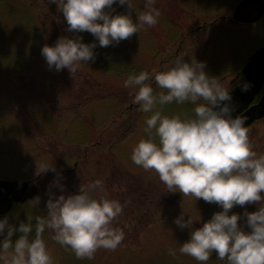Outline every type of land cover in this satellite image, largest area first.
I'll return each mask as SVG.
<instances>
[{"label":"rangeland","instance_id":"obj_1","mask_svg":"<svg viewBox=\"0 0 264 264\" xmlns=\"http://www.w3.org/2000/svg\"><path fill=\"white\" fill-rule=\"evenodd\" d=\"M239 1L156 0L155 7L162 13L159 22L114 43L115 52L148 71L163 70L177 57L184 56L189 62L196 59L205 62L210 76L231 89L244 81L241 70L248 56L264 44V17L253 24L231 20ZM133 3L135 7L131 9L127 4H114L113 14L130 11L135 21L145 5L144 0ZM64 26L68 30L66 18L53 0H0L1 47L9 48L7 42L19 43L31 55L24 68L18 70L0 64V180L29 179L41 174L38 196L29 202L40 215L47 214L50 195L61 194L54 179H59L65 186L63 193L68 195L77 192L80 185L103 178L105 192L98 195L127 202L114 221V226L125 233L121 245L115 250L98 249L91 259L77 258L73 251L53 240L52 231L47 230L54 264H202L179 252V235H189L222 208L203 198L196 200L178 190L169 191L158 173L131 161L133 145L145 135V117L133 104L130 89L123 86L127 77L118 76L113 80L115 85H109L108 69L105 74L96 72L92 76L83 69L89 66L82 64L73 76L67 68H49L41 54L44 45H54L61 36H82L85 43L94 41L89 31L64 34ZM7 75L12 78L8 80ZM151 83L155 87L156 82ZM126 107L131 109L124 118H118ZM192 109L191 103H172L164 110L167 114L191 115ZM139 119L142 127L133 135ZM249 136L255 150L264 153V120L250 127ZM44 165L56 171H43ZM258 208L259 202L235 205L229 214L240 213L241 226L250 231L243 214ZM182 212L185 219L191 216V229H181L174 222ZM15 221L16 217L9 220ZM170 248L176 250V255L169 253ZM206 264L225 261L213 250Z\"/></svg>","mask_w":264,"mask_h":264},{"label":"clouds","instance_id":"obj_2","mask_svg":"<svg viewBox=\"0 0 264 264\" xmlns=\"http://www.w3.org/2000/svg\"><path fill=\"white\" fill-rule=\"evenodd\" d=\"M66 18L68 31L91 32L99 46L118 44L159 22L162 13L156 0H144L145 10L134 21L131 12L115 13L113 5L135 7L133 0H53ZM96 41L85 43L82 36H61L54 45H44L41 54L49 68H67L74 76L82 64L96 58ZM196 59L177 57L163 70L153 68L128 74L123 86L133 94V104L147 113L144 133L134 145L131 161L146 171L154 170L171 192L180 191L222 210L190 233L179 252L206 264L215 250L225 264H264V153H258L245 126L246 116L233 117L230 90L206 71ZM154 80L155 87L151 83ZM247 85L242 90H247ZM193 105L192 114H167L168 104ZM44 170L55 167L44 165ZM42 171V172H43ZM53 184L61 194L47 200V214L27 217L19 227L5 216L0 219V264H54L45 238L52 239L75 253L77 258H93L98 249L115 250L125 233L114 221L125 204L105 192L103 178L80 185L65 195L59 179ZM259 202L256 211L243 214L250 231H245L240 213L229 214L235 205ZM185 212L175 218L181 228H192ZM5 230L6 235H5ZM33 230L35 235L33 236ZM21 235L13 240L14 233ZM176 255L175 249H169Z\"/></svg>","mask_w":264,"mask_h":264},{"label":"water","instance_id":"obj_3","mask_svg":"<svg viewBox=\"0 0 264 264\" xmlns=\"http://www.w3.org/2000/svg\"><path fill=\"white\" fill-rule=\"evenodd\" d=\"M264 16V0H240L231 16V20L254 23ZM244 81L230 89V103L233 117L246 116L245 126L264 118V44L256 48L242 68ZM247 85V90H242ZM260 95V96H259ZM259 96V98H257ZM41 174L29 179L0 180V216L8 213L16 203L34 200L39 187L37 180Z\"/></svg>","mask_w":264,"mask_h":264},{"label":"trees","instance_id":"obj_4","mask_svg":"<svg viewBox=\"0 0 264 264\" xmlns=\"http://www.w3.org/2000/svg\"><path fill=\"white\" fill-rule=\"evenodd\" d=\"M21 28H22L23 32L25 33V28L23 26ZM64 28L65 29H62V32L64 34H67L68 33V30H66L67 26H64ZM18 31L19 32H17V33L19 35L23 36V32L20 29H18ZM91 36H92L93 40L96 41V43H97V47L95 49V52H96L97 55H96V58L94 60L88 61V64L84 63V64L89 66L88 69L87 68H83V67L82 68L85 69V70H88L89 73H92V76L96 72L99 73V74H105V71L108 69L109 85L110 84L115 85V82H113V80L115 78H118V76L127 77L128 74H130L132 72H137L138 73L139 71H142L141 68H139V67L134 65L133 60H126L127 59L126 56L124 57L121 54H117L115 52L114 44H111V45H109L107 47H101V46H99L97 38L93 34H91ZM29 38L33 39L30 36H29ZM0 41H2V40L0 39ZM7 44L9 45V48H7L6 46L1 47V45H0V64L3 66V68H6V69L15 68L16 70H18L17 68H20V67L24 68L25 62L27 61L28 57L31 56V55H29L30 52L28 51L27 47L26 46L24 47L23 45H20L19 43L10 44V43L7 42ZM16 54L18 55V58L16 57ZM1 59L4 62H2ZM16 59L18 61H16ZM10 77H11L10 75L6 76V78L8 80L10 79ZM120 91H122L120 93L124 92V90H120ZM136 106L138 107V105H136ZM129 109H131V108L126 107L125 109H122L121 112H120V115L118 116V118H120V119L124 118L125 115L127 114V111ZM142 115H143V118L146 117V113L142 112L141 116ZM263 120H264V118L259 120V121H263ZM135 123H136L135 127H136L137 130L135 132L132 131L131 134H133V135H135L136 132L138 131V129L140 127H142V122L140 121V119L138 121H136ZM121 144H124V143H121ZM87 146H89V145H87ZM121 148H123V147L121 146ZM129 156H131V154ZM120 161H121V158H120ZM58 173H60V172H58ZM29 202L30 201H27L25 203L16 204L10 212H8L7 214H5L3 216H0V219H3L5 216H7V217L10 216L9 220L11 218H15L16 217V221L14 223H11V224H15L16 227L18 228L20 222H27L28 215L29 216L32 215L34 217L32 222H33V224H35V222H36L35 221V217L36 216H40V214H38L37 212L33 211L30 208ZM192 230H194V228ZM46 232H45V238L48 237V233H46ZM20 235H21V233L17 231L16 233H14L12 239L15 240ZM32 235L33 236L35 235V231L34 230H33ZM2 238L3 237H0V239H2ZM188 239H190V234L186 235V233H181L179 235L180 244H183Z\"/></svg>","mask_w":264,"mask_h":264}]
</instances>
